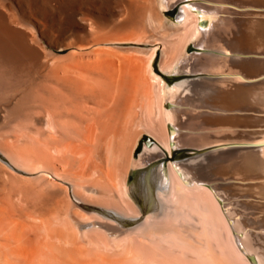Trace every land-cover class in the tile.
<instances>
[{
	"label": "bare ground",
	"instance_id": "6f19581e",
	"mask_svg": "<svg viewBox=\"0 0 264 264\" xmlns=\"http://www.w3.org/2000/svg\"><path fill=\"white\" fill-rule=\"evenodd\" d=\"M254 237L264 0H0V264H264Z\"/></svg>",
	"mask_w": 264,
	"mask_h": 264
},
{
	"label": "rangeland",
	"instance_id": "374dc122",
	"mask_svg": "<svg viewBox=\"0 0 264 264\" xmlns=\"http://www.w3.org/2000/svg\"><path fill=\"white\" fill-rule=\"evenodd\" d=\"M187 6H185L184 8H186ZM172 11V12H171ZM164 12H165V14L166 15H164L165 17H166V19L169 21V22H171L172 24H176V23H178V22H180L181 20H182V18L180 17V14L181 13H184V9H183V5H173V6H171V7H167V8H165L164 9ZM195 13H197V15L198 14H200V13H198V11L196 12L195 11ZM201 25V27H203L202 26V24H200ZM160 41V40H159ZM180 45V43H178V42H176V43H171V45H170V47H169V44H167V46H160L159 48H158V51H157V54H156V56L153 58V60H152V68L154 69V70H157V72L159 71V72H162V70H161V59H164L165 61H166V58L168 59V60H170V58L172 57V55L175 53V52H177L176 50H178V48L180 47V46H177V45ZM190 47H191V49H189V51L188 52H186V56L185 57H191V55H192V53H194L193 52V49H196V48H198V47H196V45L194 44V43H190ZM169 48V49H168ZM165 49V50H164ZM167 50H168V52H167ZM175 51V52H174ZM173 52V53H172ZM69 52L68 51H66V54H68ZM124 54H128L129 52H123ZM172 53V54H171ZM130 54V53H129ZM145 55V57L143 56V54H141V55H139L138 54V56H141V58L143 59H141L142 60V63H143V69L144 70H146V68L148 69V67H147V65H148V60L150 59V56H148V54H144ZM166 55H168V56H166ZM170 55H171V57H170ZM165 56V57H164ZM149 57V58H148ZM170 57V58H169ZM190 70V68H185L184 70H183V72H182V74H187L188 72L187 71H189ZM179 75H181L180 73H175V72H171V74H170V76L171 77H178ZM172 86V85H171ZM166 104H168V105H170V103L169 102H167ZM167 105V106H168ZM169 130H170V132H171V134H173L174 133V130H173V128H174V125H172L171 123H169ZM135 131H136V129H134V128H132V131H130V133L129 134H134L135 133ZM133 132V133H132ZM145 137H147V138H151L152 139V141L154 142V139L152 138V136L148 133V132H144V137H142V139H140V141H139V143H138V145L136 146V148H135V155H134V158H135V160L136 159H138V157H139V155L141 154V149H140V147H142V145H143V139L145 138ZM111 144H110V147L112 148V149H114V147L117 145L116 143V140H114L113 138L111 139ZM142 143V144H141ZM128 145H129V147H131L132 148V144H130L129 142L127 143ZM128 145H126V148L128 147ZM128 147V148H129ZM127 148V149H128ZM129 150H130V148H129ZM180 151V149H178L177 147L175 148V149H172V154H171V156H170V158H172V159H174L175 158V156H176V153L177 152H179ZM106 154V153H105ZM107 155V154H106ZM178 161H180V160H176V162H178ZM173 162H175V161H173ZM169 163L170 162H161L160 164L162 165V166H164L165 167V172H166V174H167V177H169ZM135 182V183H134ZM137 183V181L134 179V181H133V185H135ZM210 186H212L211 184H208V188H210ZM211 189V188H210ZM138 196H140V195H138ZM219 200H220V203H221V205H222V207L223 208H225V204H228L230 201H224L222 198H219ZM222 200V201H221ZM207 201V200H206ZM224 201V202H223ZM233 202H234V204H233V206H230V210L232 209V211H233V213H235L236 214V217L235 218H238L239 216V214L241 215V217H242V219L243 220H240V225H239V228H240V230H241V233H244V232H251L252 231V229L246 224V220L244 221V219H249L250 217H251V215L249 214V210H248V208H246V206H244V204L243 205H238L237 204V209H236V203L238 202V200H236V199H233L232 200ZM231 201V202H232ZM235 201H237V202H235ZM208 202V201H207ZM232 202V203H233ZM235 205V206H234ZM240 206V207H239ZM243 206V207H242ZM232 207V208H231ZM241 207H242V209H241ZM243 208H245V211H244V209ZM242 210V211H241ZM239 213V214H237V213ZM244 212V213H243ZM249 214V215H248ZM238 216V217H237ZM245 217V218H244ZM247 217H249V218H247ZM242 221V222H241ZM245 222V223H244ZM245 226H247V227H245ZM244 231V232H243ZM253 237V236H252ZM254 238H256V237H254ZM255 241H256V245L255 244H253L255 247H256V252H257V254H259L260 256H261V258H263L264 257V250L262 251V249H264V239H262V238H260V241H262L261 243H260V241L256 238V239H254ZM259 242V243H258ZM258 243V244H257ZM253 246V247H254ZM255 247H254V249H255ZM259 248H261L260 250V252L259 251H257V249L259 250ZM263 252V253H262ZM227 253V252H226ZM226 253H224V255L222 256L224 259H223V262H224V260H225V262H226V264H234V260L232 259V257H230L229 255L228 256H226L227 254ZM263 256V257H262ZM231 258V259H230ZM228 259H230V260H228ZM231 260H233V261H231ZM263 260H264V258H263ZM236 263V262H235ZM225 264V263H224Z\"/></svg>",
	"mask_w": 264,
	"mask_h": 264
},
{
	"label": "trees",
	"instance_id": "16d2710c",
	"mask_svg": "<svg viewBox=\"0 0 264 264\" xmlns=\"http://www.w3.org/2000/svg\"><path fill=\"white\" fill-rule=\"evenodd\" d=\"M172 12V11H171Z\"/></svg>",
	"mask_w": 264,
	"mask_h": 264
}]
</instances>
